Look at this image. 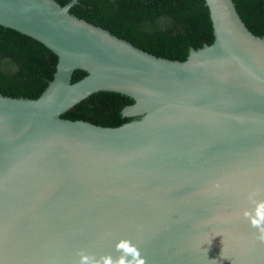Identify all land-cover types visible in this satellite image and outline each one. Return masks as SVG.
I'll use <instances>...</instances> for the list:
<instances>
[{"label": "water", "instance_id": "95a60500", "mask_svg": "<svg viewBox=\"0 0 264 264\" xmlns=\"http://www.w3.org/2000/svg\"><path fill=\"white\" fill-rule=\"evenodd\" d=\"M0 0V24L56 56L36 97L0 92V264H77L130 239L147 264H264L242 216L264 198V36L204 0L213 40L156 56L70 12ZM85 74L72 81L73 71ZM99 91L133 103L103 126L61 114Z\"/></svg>", "mask_w": 264, "mask_h": 264}, {"label": "trees", "instance_id": "16d2710c", "mask_svg": "<svg viewBox=\"0 0 264 264\" xmlns=\"http://www.w3.org/2000/svg\"><path fill=\"white\" fill-rule=\"evenodd\" d=\"M63 5L69 0H56ZM245 26L264 36V0H232ZM70 12L156 56L185 60L191 47L213 40L204 0H77ZM57 56L40 41L0 24V92L36 98L53 77ZM84 70L76 69L72 81ZM133 103L125 94L99 91L61 114L103 126L131 120L122 109Z\"/></svg>", "mask_w": 264, "mask_h": 264}, {"label": "clouds", "instance_id": "9594fccd", "mask_svg": "<svg viewBox=\"0 0 264 264\" xmlns=\"http://www.w3.org/2000/svg\"><path fill=\"white\" fill-rule=\"evenodd\" d=\"M248 200L253 207L245 208L242 216L256 230V239L264 242V198H258V193L253 191L248 194ZM115 249L118 253L116 256L111 253L97 256L81 249L78 252L77 264H147L146 258L141 255L140 248L130 239L118 240Z\"/></svg>", "mask_w": 264, "mask_h": 264}]
</instances>
